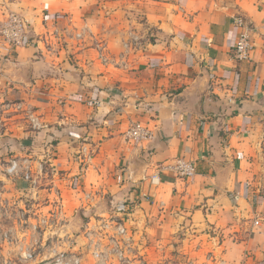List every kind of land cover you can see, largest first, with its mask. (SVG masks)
Returning a JSON list of instances; mask_svg holds the SVG:
<instances>
[{
	"label": "crops",
	"instance_id": "obj_1",
	"mask_svg": "<svg viewBox=\"0 0 264 264\" xmlns=\"http://www.w3.org/2000/svg\"><path fill=\"white\" fill-rule=\"evenodd\" d=\"M39 1L8 4L24 45L0 34V98L31 97L42 121L17 155L49 166L23 193L59 194L70 233L135 200L125 223L148 264H264V0ZM245 31L254 49L236 61ZM137 121L153 137L133 146ZM177 158L189 180L162 168Z\"/></svg>",
	"mask_w": 264,
	"mask_h": 264
},
{
	"label": "built area",
	"instance_id": "obj_2",
	"mask_svg": "<svg viewBox=\"0 0 264 264\" xmlns=\"http://www.w3.org/2000/svg\"><path fill=\"white\" fill-rule=\"evenodd\" d=\"M12 1L14 0H0L5 15L0 34L11 47L17 48L27 42L28 21L8 7ZM235 23L248 29L241 17H236ZM247 31L241 34L234 47L233 57L236 61L251 59L254 45ZM57 34L56 28L52 35L57 38ZM75 36L82 39L83 34L77 32ZM97 51L101 63L107 65L110 58L104 41H97ZM4 106L15 114H24L32 130L42 128L37 111L25 102H9ZM152 137V128L143 121L131 124L126 133V140L133 146ZM92 158L91 152L85 157L87 163H91ZM47 168L48 163L43 160L34 168L30 157L0 161V182H3V177H14L13 180H23L31 189L38 191L43 188V175ZM50 168L53 170L51 166ZM162 168L183 180H189L196 173L195 164L183 158H177L174 164H167ZM4 188L0 184V215L5 216L0 245H15L16 253L14 257H7L1 250L4 259L1 264H148L143 255L134 252V236L125 223L137 206L135 200L122 205L121 219L105 216L100 220L95 219L92 224L83 223L78 232L70 233L66 222L67 205L63 204V198L59 194H54L48 202L42 204L35 202L37 194H26L25 197H30L29 200L23 199L18 204H10ZM17 189L23 195L25 188L18 184ZM254 224H259L257 218Z\"/></svg>",
	"mask_w": 264,
	"mask_h": 264
},
{
	"label": "rangeland",
	"instance_id": "obj_3",
	"mask_svg": "<svg viewBox=\"0 0 264 264\" xmlns=\"http://www.w3.org/2000/svg\"><path fill=\"white\" fill-rule=\"evenodd\" d=\"M64 0H40L39 2L41 4H48L55 3L59 4ZM77 38V37H76ZM32 98L31 97H24V96H12V97H4L0 98V161H6L8 159L13 158H21L22 155H17L18 151L20 149H23V141L26 137H23L24 133L27 132V130L30 129V126L25 118L24 114H15V112L8 111L6 107L4 106L5 103L9 102H19L23 101L25 104L29 105L30 107L35 108V106L32 104ZM25 146V145H24ZM13 155H17L12 157ZM14 177H3V182H0L1 185H3L5 188V196L10 204H18L20 200L29 198L25 197L26 193H23L21 195L18 192L17 185L19 181L13 180ZM126 203V202H125ZM5 216L0 215V236L2 234V222L4 220ZM3 251V254L7 257H14L16 253V246L12 247H2L0 245V251ZM3 255L0 252V264L3 261Z\"/></svg>",
	"mask_w": 264,
	"mask_h": 264
}]
</instances>
